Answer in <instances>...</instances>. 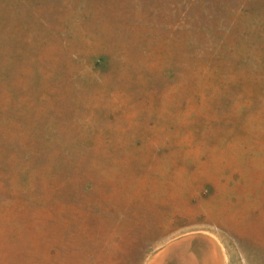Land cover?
I'll return each instance as SVG.
<instances>
[{
    "label": "rangeland",
    "instance_id": "rangeland-1",
    "mask_svg": "<svg viewBox=\"0 0 264 264\" xmlns=\"http://www.w3.org/2000/svg\"><path fill=\"white\" fill-rule=\"evenodd\" d=\"M194 230L264 264V0H0V264Z\"/></svg>",
    "mask_w": 264,
    "mask_h": 264
},
{
    "label": "crops",
    "instance_id": "crops-1",
    "mask_svg": "<svg viewBox=\"0 0 264 264\" xmlns=\"http://www.w3.org/2000/svg\"><path fill=\"white\" fill-rule=\"evenodd\" d=\"M144 264H227V255L215 234L194 230L162 244Z\"/></svg>",
    "mask_w": 264,
    "mask_h": 264
}]
</instances>
